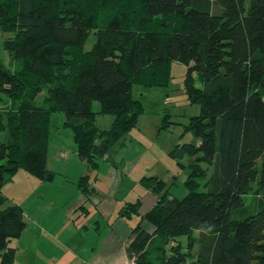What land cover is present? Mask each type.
Masks as SVG:
<instances>
[{"label": "trees", "instance_id": "16d2710c", "mask_svg": "<svg viewBox=\"0 0 264 264\" xmlns=\"http://www.w3.org/2000/svg\"><path fill=\"white\" fill-rule=\"evenodd\" d=\"M92 1L115 11L101 27L91 13L60 7L59 0H0V28L12 34L3 48L22 63L13 70L0 61V93L16 106L8 120L0 111V264H14L10 242L26 225L22 206L2 209L7 198L1 187L20 168L42 181L56 176L48 167L52 113L65 114L78 155L96 169L138 126L145 107L134 87L169 86L172 60L187 66L185 91L200 106L186 126L193 139L174 153L200 156L179 163L191 170L181 199L158 176L142 178L158 196L143 216L155 226L154 237L138 224L128 257L138 264H155V257L159 264H184L191 253L179 239L199 230L194 264H264V0H136L142 12L133 19L118 10L122 0ZM159 17H177L178 25L166 30L163 18V30L151 31L149 19ZM92 32L95 42L86 50ZM69 49L76 51L72 59ZM98 113L114 116L109 128L96 124ZM211 168L201 187L197 177ZM79 186L89 194L88 175ZM252 192L250 209L246 196ZM141 205V199L128 202L122 215L137 214Z\"/></svg>", "mask_w": 264, "mask_h": 264}, {"label": "rangeland", "instance_id": "374dc122", "mask_svg": "<svg viewBox=\"0 0 264 264\" xmlns=\"http://www.w3.org/2000/svg\"><path fill=\"white\" fill-rule=\"evenodd\" d=\"M122 2L123 5L118 10L127 12V18L133 19L141 16V5L136 0H122ZM59 4L60 7L81 8V5L74 0H59ZM81 4L84 5V9L81 8L82 12L92 14V22L95 28L103 26L107 19L115 13L113 9L104 8L96 1L81 0ZM163 18L166 21V30H172L178 25L177 17H159L149 19L148 28L154 32H161L163 30L161 25ZM11 35V33L4 32L0 28V61L11 69L17 70L22 67L21 61L11 57L10 53L3 48L4 40ZM95 38V33L92 32L85 45L86 50L91 49ZM75 55L76 51L69 49L67 57L72 59ZM170 69L169 86L147 88L136 85L134 87V96L144 104V113L140 117L138 126L125 136L122 143L115 147V154H112L110 158L113 155L117 156L116 158L122 160L123 165L126 164L127 166L129 163H134L136 167L132 169L130 174L123 175V180L118 186V192L113 196L115 203H122L126 197L134 199L139 193L138 182L143 175H157L164 180L167 189H170L172 194L180 199L188 192L185 182L191 170L189 168L184 170L179 163L187 165L196 163L197 157L190 155L179 157L174 152L177 145L190 142L193 139L192 133L186 131V126L190 122V117L199 113L200 106L192 104L185 91L184 80L187 74V66L178 60H172ZM195 82L198 87H202L201 73L195 74ZM45 93L46 90L39 95V104H43ZM92 108L95 112H99L101 108L99 101H94ZM15 109L16 106L13 101L0 93V111H4L7 120L9 119L8 115L10 114L9 117H11ZM96 116V124L103 129L109 128L114 120L113 115L98 113ZM65 120L66 116L63 112L52 113V130L49 135L50 153L56 161L57 175L52 180L42 181L20 168L13 179L5 182L1 187L3 195L7 198L2 209L12 203H17L24 208L26 227L20 237L11 239V244L20 247L19 256L23 261H29L30 264H45L48 253L51 251L59 252L61 248V245L58 246L54 240L42 239L39 244L38 258L31 256V252H34L29 249L30 246L34 245V242L31 244L30 240L33 234L30 230H34L32 220L40 221L41 224L49 228L55 225L61 227L62 221L63 223L66 221V207L74 206L79 195L77 191L78 178L73 177L70 179L72 181H66V171H69L70 177L74 175L72 174L74 170H77V173L79 171L78 175H81L82 167L79 163L74 166L71 164L69 167V162L74 158V152H77V145L73 139L72 129L64 124ZM162 125H166V129H162ZM1 137L4 139V133L1 134ZM61 152L64 157L68 154V157L71 158L66 160L62 157H55L58 153L60 156ZM137 160L139 163L136 162ZM63 163H65L64 167ZM203 167H207V165L203 164ZM109 169L110 166L106 164L100 168L99 173L105 177L109 175ZM197 178L203 187L210 178V173ZM154 185L158 190H161L159 184L154 182ZM254 193L246 196V203L250 209L255 200ZM66 194L68 201H66ZM92 201L97 204V200L93 199ZM63 230L66 235V229ZM180 239L184 242V236ZM170 246L166 247L169 254L171 252ZM183 247L185 248V246ZM194 258V255H188L184 264H194ZM154 261L155 264H159L160 259L155 257Z\"/></svg>", "mask_w": 264, "mask_h": 264}, {"label": "crops", "instance_id": "0c3cea01", "mask_svg": "<svg viewBox=\"0 0 264 264\" xmlns=\"http://www.w3.org/2000/svg\"><path fill=\"white\" fill-rule=\"evenodd\" d=\"M50 152L51 148L49 141L48 167L57 172L55 158H53ZM73 155L74 158L69 162V167L71 164L72 166L78 165L76 163H79V165H81L80 167H82L80 170L81 175H78L79 171L77 173V170H74V173L71 172L74 175L70 177L69 171H66V181H72L70 179H73V177H76V179L78 178L77 191L79 195L76 198L75 205L69 208L66 207V221L64 223L62 221L61 227L55 225L49 228L41 224L40 221L35 219H33L34 221L32 220L34 230H30L33 233L30 240L31 244L34 242V245H32V247L30 246L29 249H32L34 252H31V256L38 258L41 240L51 239L54 240L58 246L61 245V248L59 252H49L45 264H120L128 258L127 249L135 236L133 234V229L138 224H141V226L154 237L153 233L155 226L143 216L152 209L157 202L158 196L154 194L151 189L146 188L141 180L145 176L157 175H143L138 182L140 189L138 195L134 199H128L126 197L122 203H115L113 201V196L118 192V186L123 180V175L127 173L130 174L136 165H134V163H129L127 166L126 164L123 165L122 160H118L116 158L117 156L113 155L112 158H110V156H104L100 159L98 167L92 169L85 159L78 155V151L74 152ZM199 156L200 155H196V157ZM55 157H62L66 160L71 158L68 157V154L64 157L62 152L60 156L58 153ZM136 162L139 163V160ZM106 164L110 166L109 175L103 177L101 173H99V170ZM203 164L207 165V167L209 166L207 163H202V165ZM64 165L65 163H63V167ZM208 173H210L211 177L212 168ZM84 175L89 176V194L84 193L79 186V179ZM255 186V188H257V184ZM66 197V201H68L67 194ZM93 199L97 200V204L92 201ZM137 199H141L142 201L139 212L133 214L131 217L122 215L121 211L125 205ZM64 228L66 229V235L64 234ZM200 241L201 237L199 230H195L190 238L184 236V242L179 239V242H181L183 246L189 247V249L184 250H188L194 255L195 263L198 259ZM10 245L16 248L14 264H30L29 261H23L19 256L21 250L18 245L14 246L11 242ZM31 256L30 259H32Z\"/></svg>", "mask_w": 264, "mask_h": 264}, {"label": "built area", "instance_id": "2783aa9c", "mask_svg": "<svg viewBox=\"0 0 264 264\" xmlns=\"http://www.w3.org/2000/svg\"><path fill=\"white\" fill-rule=\"evenodd\" d=\"M120 264H138L135 257H128L124 261H122Z\"/></svg>", "mask_w": 264, "mask_h": 264}]
</instances>
